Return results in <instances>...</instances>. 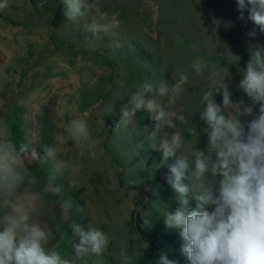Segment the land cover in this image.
I'll use <instances>...</instances> for the list:
<instances>
[{
	"label": "rangeland",
	"instance_id": "rangeland-1",
	"mask_svg": "<svg viewBox=\"0 0 264 264\" xmlns=\"http://www.w3.org/2000/svg\"><path fill=\"white\" fill-rule=\"evenodd\" d=\"M87 2L94 7L71 22L64 15V0H0L6 3L0 9V125L11 130L15 141L40 140L36 147L42 154V144L52 143L71 119L88 120L89 143L70 142L57 154L75 164V172L59 181L60 197H45L42 219L55 234L53 244L59 242L62 254L75 256L73 244L79 243V237L69 227L74 220L82 226L91 223L112 238L107 250L87 264H124L122 250L134 257V264H157L161 253L178 264H190L180 252L178 230H166L160 215L165 207L168 211L176 208L152 180L159 166L147 165L151 159L154 164L153 156L161 153L150 140L155 114L139 111L130 124H119L121 108L144 82L158 86L164 81L171 88L186 75L179 95L170 100L169 93L157 100L166 111L186 117L187 123L177 122L185 135L183 152L196 145L206 151L208 138L200 132L206 125L199 111L202 94L212 84L209 77L228 69L233 101L251 103L238 88L240 71L249 59L248 43L264 46V35L247 36L253 24L238 19L236 0ZM100 13L119 22L121 47L112 46L111 36L96 39L85 30ZM197 59L207 65L202 73L193 67ZM213 98L222 104L221 94ZM21 99L26 102L18 104ZM4 102H8L6 107ZM241 119L247 122L252 117ZM193 126L199 141L188 132ZM29 167L37 176V187L42 188L48 166ZM69 197L85 207L87 220L73 213L70 221H62L60 200ZM191 197L193 205L188 208L192 210L196 202ZM144 219H151L153 226L146 227ZM58 225L67 232L64 240L59 239Z\"/></svg>",
	"mask_w": 264,
	"mask_h": 264
},
{
	"label": "clouds",
	"instance_id": "clouds-1",
	"mask_svg": "<svg viewBox=\"0 0 264 264\" xmlns=\"http://www.w3.org/2000/svg\"><path fill=\"white\" fill-rule=\"evenodd\" d=\"M64 3V15L71 22L94 7L87 0ZM236 6L238 19L253 24L247 36L255 39L264 35V0H236ZM4 7L6 3H0V9ZM119 27L118 21L107 20L100 13L99 19L92 17L85 30L96 39L102 35L113 37L112 46L118 48ZM248 55L238 88L251 103L233 101L229 90L233 78L228 69L213 72L209 77L212 84L202 94L203 107L199 111L206 125L200 130L208 138L206 151L196 145L195 149L183 152L185 135L177 122L187 123V119L182 112L166 111L157 100L169 93L170 100L179 95L186 75H181L171 88L164 81L158 86L144 82L121 108L119 124H130L139 111L155 114L151 146L162 153L164 164L174 158L167 165L166 181L180 204L174 211L163 208L160 215L166 230H178L180 252L190 264H264V46L249 42ZM236 57L239 61L240 57ZM193 67L202 73L207 65L197 59ZM146 94H151V98H146ZM214 94L222 95V104L216 103ZM257 105L258 112L254 113ZM241 117L252 119L244 122ZM188 132L199 141L195 126ZM90 135L88 120L73 118L55 134L52 143L42 144L41 154L36 147L40 140L26 138L17 142L7 126L0 125V264H87L90 258L100 257L107 250L112 238L106 232L91 223L82 226L73 220L69 227L72 235L79 237V243L73 244L75 256L62 254L59 242L53 244L55 234L42 219L45 197H60L63 187L59 181L76 170L70 160L58 158V152L70 142L88 144ZM32 164L48 166L42 188L37 187V176L29 167ZM189 193L196 202L190 211L186 198ZM60 207L63 222L70 221L73 213L87 220L85 207L70 197L62 198ZM143 223L153 226L151 219H144ZM57 231L60 240L67 238V232L59 225ZM120 256L124 264H134V257L127 250H122ZM157 264L178 261L161 253Z\"/></svg>",
	"mask_w": 264,
	"mask_h": 264
},
{
	"label": "trees",
	"instance_id": "trees-1",
	"mask_svg": "<svg viewBox=\"0 0 264 264\" xmlns=\"http://www.w3.org/2000/svg\"><path fill=\"white\" fill-rule=\"evenodd\" d=\"M153 157L155 158L154 160H156L154 162V164L151 163L152 159L150 160V162L147 161V165H149V167L152 168V169H154L157 166H159L154 171V177H152L153 182L158 183L160 185V187L162 188V191H163V194H164L165 199L169 203H172L173 207H175V208L180 207L179 198H178L177 194L174 192V190L171 188V186L166 181V177L169 174V169H168V166L167 165L173 163L174 162V158L173 159H170L167 162V164H164L162 162V159H163L162 158V153H160L157 156H153ZM141 176H145L144 173H142ZM184 183L187 184L188 181L185 180ZM191 196H192V194L189 193L188 196L186 197L188 199L187 208L189 207V204L193 205V202H192V199H191L192 197ZM188 210L190 211L191 209L188 208Z\"/></svg>",
	"mask_w": 264,
	"mask_h": 264
},
{
	"label": "crops",
	"instance_id": "crops-1",
	"mask_svg": "<svg viewBox=\"0 0 264 264\" xmlns=\"http://www.w3.org/2000/svg\"><path fill=\"white\" fill-rule=\"evenodd\" d=\"M20 68H21V67H20ZM12 80H14V79H12ZM23 100H24V99H23ZM23 102H26V100L22 101V99H21V100L18 101V104H22ZM7 103H8V102H6V103L4 102V107L7 106ZM1 104H2V103H1ZM5 111H6V110H5ZM0 117H2V116H0ZM9 131H10V133H11V130H9ZM17 142H19V141H17Z\"/></svg>",
	"mask_w": 264,
	"mask_h": 264
}]
</instances>
